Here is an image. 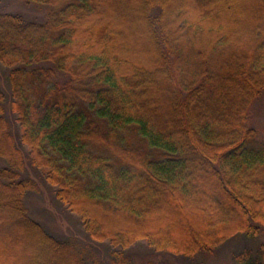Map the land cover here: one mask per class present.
Instances as JSON below:
<instances>
[{
	"label": "trees",
	"instance_id": "obj_1",
	"mask_svg": "<svg viewBox=\"0 0 264 264\" xmlns=\"http://www.w3.org/2000/svg\"><path fill=\"white\" fill-rule=\"evenodd\" d=\"M24 1L46 17L0 13L1 263L36 238L40 264H105L29 217L22 145L118 264L139 238L189 257L264 230V0ZM192 213L205 239L188 224L195 247L177 251Z\"/></svg>",
	"mask_w": 264,
	"mask_h": 264
},
{
	"label": "rangeland",
	"instance_id": "obj_2",
	"mask_svg": "<svg viewBox=\"0 0 264 264\" xmlns=\"http://www.w3.org/2000/svg\"><path fill=\"white\" fill-rule=\"evenodd\" d=\"M0 13H9L23 17L26 22H41L46 13L43 8L34 3H28L24 0H0ZM6 71L0 67V87H4L6 81ZM16 137L19 136V128L12 122ZM252 126L259 133V139L264 142V96H262L252 110ZM20 144V142H19ZM23 157L25 160L28 177L32 178L39 186V194H29L26 198V207L29 210V217L39 223L44 230L57 240L69 242L75 241L78 245L86 248L90 259L98 258L105 264H118L114 256V248L108 243H94L90 240L88 234L83 229L82 220L71 212L68 207L56 196V190L51 186L45 176L44 170L36 167L29 159V150L22 145ZM194 215V216H193ZM193 221H183L175 226L177 229L171 234L168 242L177 251L191 249L195 247V239L188 240L185 227L189 224L193 226V234L205 239L202 221L197 214L192 213ZM196 220V221H195ZM200 221V222H199ZM115 222L110 226L115 227ZM118 223L117 225H119ZM152 225V229H154ZM202 228V229H201ZM257 236H248V234L232 233L233 235L223 237L220 247L213 251L201 250L189 257L173 256L168 252L162 251L164 244L158 246L155 251L148 243L147 238H139L126 250H120L121 261L125 264H241L247 260H260L264 263V230H258ZM237 234V235H236ZM177 237L183 244L178 245ZM161 237V236H158ZM164 237V236H163ZM166 237V236H165ZM212 237V236H210ZM167 238V237H166ZM169 238V237H168ZM167 238V239H168ZM214 238V237H212ZM150 241V240H149ZM132 243V242H131ZM194 245V246H193ZM125 248V247H124ZM117 251V250H116ZM21 254V255H20ZM29 255L27 251L14 253L11 261L6 264H40L41 258L37 253H32V257L23 258V255ZM96 257H95V256ZM244 256L243 259H239ZM246 256V257H245ZM10 260V259H9ZM0 264H5V261Z\"/></svg>",
	"mask_w": 264,
	"mask_h": 264
},
{
	"label": "bare ground",
	"instance_id": "obj_3",
	"mask_svg": "<svg viewBox=\"0 0 264 264\" xmlns=\"http://www.w3.org/2000/svg\"><path fill=\"white\" fill-rule=\"evenodd\" d=\"M27 238H29V237H27ZM29 240H30V243H25L24 245H23V248H20V249H17V251H16V253H20L21 251H23V252H25V251H27L28 253H29V255H23V258H29V257H32V253H37V251L39 250L40 251V247L41 246H38L37 244H40V240H38V239H36L35 238V240H36V243L34 244V243H32V238H29ZM21 255V254H20Z\"/></svg>",
	"mask_w": 264,
	"mask_h": 264
}]
</instances>
